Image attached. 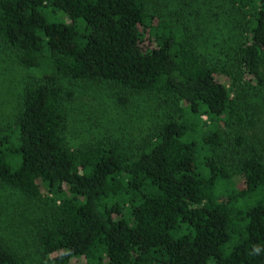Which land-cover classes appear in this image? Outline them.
Wrapping results in <instances>:
<instances>
[{"label": "trees", "instance_id": "16d2710c", "mask_svg": "<svg viewBox=\"0 0 264 264\" xmlns=\"http://www.w3.org/2000/svg\"><path fill=\"white\" fill-rule=\"evenodd\" d=\"M190 1L0 0V53L47 70L0 126V184L43 202L20 214L41 264H264V0ZM96 87L145 98L147 134L69 145ZM18 250L0 232V264H33Z\"/></svg>", "mask_w": 264, "mask_h": 264}, {"label": "rangeland", "instance_id": "374dc122", "mask_svg": "<svg viewBox=\"0 0 264 264\" xmlns=\"http://www.w3.org/2000/svg\"><path fill=\"white\" fill-rule=\"evenodd\" d=\"M189 3L190 8H192V2L189 0H165V2L161 0L159 4L174 10ZM200 3L202 0H196L194 10H198L197 5L207 9L205 5H200ZM46 15L50 21L70 23L69 17L61 12L48 10ZM208 26L209 28L212 27L211 25ZM220 34L219 30L214 31L216 37L219 38ZM46 72L47 70L41 69V67L34 69L22 67L18 63L16 55L10 51L0 53V126L9 125L8 127H12L11 130L15 128V120L21 109L26 85L31 80L42 77ZM97 88L81 90L77 102L71 105L69 109L66 132L69 145L77 147L116 134L134 141L140 140L143 135L147 134L149 116L145 98L132 101L126 107H117L109 98V93L112 94L109 89ZM250 99L255 98H252L251 95ZM253 102L258 107L257 101L254 100ZM261 105L264 107V98ZM262 111L259 131L256 132L257 135L259 134L260 140H264V108ZM203 120L209 123L206 117ZM44 194H46V190ZM30 208L36 211L41 210L43 209V202L27 200L19 193L0 184V232L13 247L19 249L20 253L27 254L31 263L41 264V261H45L37 254L36 246L33 244L25 246L20 242V238H27V233L32 228L31 221L20 214L27 215L29 218L32 212ZM10 218L16 222L9 224ZM30 218L33 219V217ZM14 225H17L15 229H13ZM21 232L22 235L19 237Z\"/></svg>", "mask_w": 264, "mask_h": 264}]
</instances>
